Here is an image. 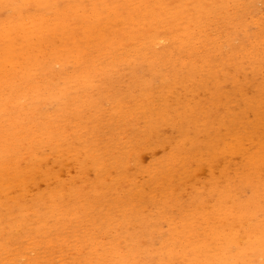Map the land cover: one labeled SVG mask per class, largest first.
<instances>
[{
  "label": "rangeland",
  "instance_id": "rangeland-1",
  "mask_svg": "<svg viewBox=\"0 0 264 264\" xmlns=\"http://www.w3.org/2000/svg\"><path fill=\"white\" fill-rule=\"evenodd\" d=\"M158 1L168 8L184 1L183 16L192 20L197 2L220 10L202 19L207 65L196 56L193 66L168 44L149 43L145 59L136 56L147 31L128 16L138 21L134 9L149 11ZM13 9L0 10V23L13 11L20 18L64 15L66 23L50 26L72 33L83 53L81 63L68 57L71 39L62 42L54 30L42 44L34 36L26 45L19 30L9 37L14 65L30 47L35 58L37 47L56 51L41 64L39 90L17 80L3 87L9 93L15 85L19 103L0 107V264H264V0H27ZM92 13L102 16L111 56L126 52L127 61L112 63L97 35L84 37L81 28L96 23ZM194 245L201 251L188 248Z\"/></svg>",
  "mask_w": 264,
  "mask_h": 264
},
{
  "label": "bare ground",
  "instance_id": "bare-ground-1",
  "mask_svg": "<svg viewBox=\"0 0 264 264\" xmlns=\"http://www.w3.org/2000/svg\"><path fill=\"white\" fill-rule=\"evenodd\" d=\"M27 0H0V10H6V9H10L11 11H12V9L14 8V6H16V4L17 3H19V4H22V3H25ZM42 1H47V0H42ZM210 1V0H209ZM154 2H155V0H153V4H154ZM249 4V3H248ZM145 8L146 9H150L149 11H146V10H137V9H134V12H139L140 13V15L138 16V21L137 20H135V18H133V17H131V15L129 14V18H130V20L132 21V22H135L139 27H141V28H143L142 30H144V31H147L144 35H142L141 36V42H139V44L138 45H136L135 47H134V50H133V52L134 53H136V56L138 57V58H140V59H142V60H144L145 59V57H146V55H147V51L149 50V46H150V44H153V43H156V44H158V45H160L161 47H162V49H164L165 48V46L168 44L169 46H171V48H173V50L175 51V52H177L178 54H183V53H185L186 54V56L190 59V58H193V61H192V59H191V61H192V64H193V66H195V64L194 63H196L197 64V60H195V57L196 56H198L199 58H198V60L202 63V64H205V65H207L208 64V56H209V48L208 49H206V47L207 46H205V37H204V32H202L201 31V28L203 27L202 25H203V18H208V17H213V19L214 18H217V15H219V14H221L220 13V10L218 9V11L217 12H208L207 10H205V7H204V4H201L200 2H197V4L196 5H194V8H192L193 10H194V12L196 13V17L194 18V20H192L191 19V15L192 14H189V15H187V16H183V12L184 11H187V9H185V8H189L187 5H185V2L183 1L182 3H180L179 5H175L174 7H172V8H168L167 7V5H165L164 3H163V1H158V3H157V5L155 4V6H153V7H150L149 8V6L147 5V6H145ZM92 11L93 10H95V7H94V5L92 4ZM138 9H141L140 7H138ZM14 10V9H13ZM70 10H72V12H75V9L74 8H70ZM109 11V12H108ZM108 11L106 10V14H107V16H106V19H108V22L111 20V16H112V11L110 10V9H108ZM94 12V11H93ZM188 12H190V10L188 11ZM223 12V11H222ZM226 12V11H225ZM5 13H6V11H5ZM191 13V12H190ZM122 14H123V12H122ZM92 15H93V18L95 19V21H96V23L95 24H92V25H86V26H83L82 28H81V30H82V34L84 35V37L85 38H87L90 42H92L93 41V36H94V34L95 35H97L98 36V38L100 39V43H102L103 42V46H105V48H106V52L104 53L105 55H107L109 58H111L112 59V63H116V61L119 59V57H121V59H124L125 61H127V53L126 52H123V53H121L120 55H118V56H116V57H113V56H111V47L109 48L108 46L109 45H111V44H108V41L106 40V37H105V33H104V27H103V25L102 24H100V22L99 21H101L100 20V16L101 15H99V14H93L92 13ZM2 16V15H1ZM22 17V16H21ZM102 17V16H101ZM120 17V16H119ZM223 18V17H222ZM124 19V18H123ZM167 19H169V20H167ZM51 20H55V21H59L60 23L58 24V26H60V25H63L64 23H66V20H65V16L64 15H55V17L54 16H46V15H42V14H39V15H34V16H27V17H25V18H20V16L19 15H17L16 13H14V11H13V13H12V16L11 17H8V20H6V21H4L3 23H0V29L1 30H3V31H5L6 33H4V43H2L1 45H3V47H4V50H5V53H6V58H5V60H2V59H0V107L1 106H6V104H8L9 103V105H11V104H15V106L19 103V100H17L16 99V96H18L17 95V93L19 92L18 91V88L15 86V85H13V86H11L10 88H9V93L7 92L6 93V91H4V89H3V87H6V86H9L10 85V83H6V82H8L7 80H11V81H15V80H17L18 82H19V84H21V85H24L25 87H31L32 89H34V90H39L40 89V86H38V84H39V82H38V79H41L40 78V73H41V64H44V63H46L47 62V58H50L51 59V57H53V55H55V51H56V48H52V47H49V46H44V47H37L36 48V50L35 51H39V53H36V58H35V56L34 55H31L32 57H33V61L30 59L31 58V56H30V53L31 52H33L34 50H33V48L34 47H30V48H28V49H26V51L25 50H23V49H21V51L23 50V52H22V60H23V62L24 63H22V64H18V65H14L15 63H13V60H12V56H13V54H14V47H13V43H11V41L9 40V37H10V35L13 33H15V35H17L16 34V32H17V30H19V31H22L23 32V34H24V37H23V42L26 44V45H28L29 43H30V40L32 39V37L34 38V36H36L37 38H38V43H40V44H42V42H44L43 41V39L45 38V36L47 35V33H50V31H52V30H54V32H53V34L54 35H58V36H61V41L62 42H69V41H67V40H70L71 39V45H72V48L69 50V51H67V49L69 48H67V47H65L64 46V49H63V51H66V53H67V56L68 57H70V58H73V59H75L76 61H78V63H81V57H82V54L81 53H83V52H81L80 50H78V42H77V40H75V38L73 37V34L72 33H69V34H67V35H65L64 33H63V31H64V28H63V26H61V27H59L60 28V30H58V26L56 25V23H55V25H53V26H50V22H51ZM126 20V19H125ZM224 20V19H223ZM168 22V23H166V22ZM169 22H170V24H169ZM212 22H214L213 20H211L210 21V23H209V25L212 23ZM152 25V26H151ZM172 27H174L173 29H172ZM192 27V28H191ZM50 28H53V29H50ZM168 31V36L167 37H165V39H162V38H159V36H160V34H158L157 35V32L158 31ZM202 32V33H201ZM3 33V32H2ZM124 35V34H123ZM64 39H66V40H64ZM215 39V38H214ZM16 41V40H15ZM144 41H147V42H144ZM213 42H215V40H211V42L209 43V45H213ZM150 43V44H149ZM222 43V42H221ZM149 44V45H148ZM198 45V46H197ZM31 46V45H30ZM41 46V45H40ZM113 47V46H112ZM153 47V46H152ZM225 47V46H224ZM63 48V47H62ZM86 48V47H85ZM99 49V47L98 48H96V50H98ZM108 49V50H107ZM72 50V51H71ZM60 51H61V49H60ZM73 51H76V54H74V52ZM120 51V50H119ZM34 53V52H33ZM150 53V52H149ZM148 53V54H149ZM84 55H85V52H84ZM156 56H157V54L156 53H153V58L155 59L156 58ZM20 58V57H19ZM42 58V60H41V62H39V60ZM203 59V60H202ZM59 61H60V59H59ZM64 61V60H63ZM67 61V60H66ZM83 61H85V63H88V62H91V63H93L94 62V59H91V61L90 60H83ZM196 61V62H195ZM21 62V61H20ZM28 62H32L33 64H30V63H28ZM172 62V61H171ZM7 64L9 67H10V69L7 71V70H5L4 69V67H5V64ZM178 63V62H177ZM199 63V62H198ZM57 64H58V62H57ZM46 65V64H45ZM7 66V67H8ZM116 66V65H115ZM6 67V68H7ZM55 67V66H54ZM87 67V66H86ZM113 67V66H112ZM196 67V66H195ZM95 68V67H94ZM106 68V67H105ZM116 68V67H115ZM200 68H202V67H200ZM99 69V68H98ZM97 69V70H98ZM114 69V68H113ZM85 71H87V70H85ZM83 72V71H82ZM105 72V71H104ZM92 73V72H91ZM61 74V73H60ZM64 74V73H63ZM102 74V73H101ZM44 75V74H43ZM56 75V74H55ZM96 75V74H95ZM48 77V76H47ZM42 78H43V76H42ZM49 78V77H48ZM47 79V78H46ZM43 82H44V80H43ZM42 81H41V83H43ZM53 82V81H52ZM12 83V82H11ZM46 83V82H45ZM44 84V83H43ZM50 84V83H49ZM52 85V84H51ZM71 85V84H70ZM50 86V85H49ZM55 88H57L56 86H55ZM30 90V89H29ZM8 91V90H7ZM31 91V90H30ZM46 93V92H45ZM44 93V94H45ZM21 94V93H20ZM27 95H28V93H27ZM46 95V94H45ZM26 98H29V97H26ZM22 99V98H21ZM25 101V100H24ZM23 101V102H24ZM21 103H22V100H21ZM29 104V103H28ZM22 107H23V105H21ZM44 107V106H43ZM17 108H18V106H17ZM24 108H25V105H24ZM5 109V108H4ZM4 109H2V110H4ZM36 110H38V109H36ZM4 111H6V110H4ZM3 111V112H4ZM2 112V111H1ZM11 112V111H10ZM6 113V112H5ZM5 115V114H4ZM33 116V115H32ZM12 120V119H11ZM12 122V121H11ZM16 123V122H15ZM7 128H9L8 126H7ZM21 129V128H20ZM20 129H18V130H20ZM15 130V129H14ZM11 132V131H10ZM16 133H18V132H16ZM15 133V134H16ZM19 134V133H18ZM17 134V135H18ZM21 134V133H20ZM13 135V134H12ZM1 137H2V135H0ZM16 137V136H15ZM20 136H18L17 138H19ZM10 138V137H9ZM21 138V137H20ZM19 138V139H20ZM22 138H23V136H22ZM28 139L27 138V136H24V138L23 139ZM6 139V138H5ZM30 139V138H29ZM28 139V140H29ZM10 140H12V139H10ZM21 140V139H20ZM23 142H24V140H23ZM11 143V142H10ZM12 143H14V142H12ZM13 145V144H12ZM67 149V148H66ZM11 150H12V148H11ZM8 152V151H7ZM10 152V151H9ZM24 153V152H23ZM23 155V154H22ZM12 160V159H11ZM36 161H37V159H36ZM10 162V161H9ZM21 164H22V162H21ZM11 165V164H10ZM25 165H27V164H25ZM38 165V164H37ZM13 166V165H12ZM16 166V165H15ZM22 166V165H21ZM18 169H19V167H18ZM28 169V168H27ZM14 170V169H13ZM5 171V170H4ZM10 171V170H9ZM42 171V170H41ZM19 172V171H18ZM17 172V173H18ZM23 172V171H22ZM21 172V173H22ZM15 173H16V170H15ZM49 173V172H48ZM10 174V173H9ZM15 175V174H14ZM54 175V174H53ZM16 176V175H15ZM18 176H19V174H18ZM39 176V175H38ZM246 176V175H245ZM1 177V176H0ZM54 177V176H53ZM40 178V177H39ZM5 179V178H4ZM28 179V178H27ZM26 179V180H27ZM247 179V178H246ZM1 180V179H0ZM10 180H14V179H10ZM19 180V179H18ZM18 180H16L17 182H20V181H18ZM25 180V181H26ZM32 180H34V179H32ZM4 181V180H3ZM24 181V182H25ZM246 181V180H245ZM6 182V181H5ZM9 182V181H8ZM15 183V182H14ZM13 182H12V184H14ZM30 183V182H29ZM16 184V183H15ZM5 185V184H4ZM7 185H8V183H7ZM25 185V184H24ZM12 186V185H11ZM22 186V185H21ZM20 186V187H21ZM7 187V186H6ZM3 188V187H2ZM12 188V187H11ZM1 189V188H0ZM2 190V189H1ZM7 190V189H6ZM3 193H5V192H3ZM224 194H226L225 192H224ZM220 195V194H219ZM227 195V194H226ZM256 195V194H255ZM44 196V195H43ZM42 196V197H43ZM258 196V195H257ZM260 196V195H259ZM52 197H54V196H52ZM220 197V196H219ZM5 198V197H4ZM258 198V197H257ZM11 199V198H10ZM46 199V198H45ZM221 199V198H220ZM225 199V198H224ZM254 199H255V197H254ZM222 200V199H221ZM35 203V202H34ZM221 203V202H220ZM255 203V202H254ZM31 204V203H30ZM218 204V203H217ZM220 205V204H219ZM259 206V205H258ZM257 206V207H258ZM254 207V206H253ZM252 207V209H256L255 207L253 208ZM222 208H224V207H222ZM239 208V207H238ZM242 208H244V207H242ZM260 208H261V205H260ZM262 208H264V207H262ZM219 211L218 212H220V210H222L221 209V207H220V209L219 208H217ZM217 209H215V211L217 210ZM234 210H235V207L233 208ZM246 209V208H245ZM225 210H227L226 208H225ZM233 210V211H234ZM251 210V207L250 208H248L247 209V212L248 211H250ZM252 211V210H251ZM250 211V213L252 214L253 212H251ZM259 211V210H258ZM263 211V210H262ZM27 212V211H26ZM218 212H217V214H218ZM223 212V211H222ZM227 212H230L229 210L227 211ZM264 212V211H263ZM231 213H232V211H231ZM241 213V212H240ZM261 213V212H260ZM35 214V213H34ZM213 214V213H212ZM222 214V213H221ZM226 214V213H225ZM236 214H237V212H236ZM247 214V213H246ZM255 214V213H254ZM259 214V213H258ZM232 215H235V213H233ZM261 216H263L262 214H260ZM221 216H223V214L222 215H220V217ZM226 216H229V215H226ZM226 216H224V217H226ZM240 216V215H239ZM255 216V215H254ZM235 217V216H234ZM238 217V216H237ZM236 217V218H237ZM243 217V216H242ZM246 217V216H245ZM253 217V216H252ZM256 218H257V216H255ZM259 217V216H258ZM47 218V217H46ZM216 218V217H215ZM223 218V217H222ZM228 218V217H227ZM227 218L225 219V220H227ZM230 218V217H229ZM239 218V217H238ZM261 217H259V219H260ZM263 218V220H264V216L262 217ZM261 218V219H262ZM240 219V218H239ZM239 219H238V222H239ZM248 219H250L249 217H248ZM260 219V220H261ZM204 220V219H203ZM253 220V219H252ZM252 220H251V222H252ZM258 220V219H257ZM257 220H256V223H257ZM260 220H258V221H260ZM210 221V220H209ZM221 221V220H220ZM227 221H229V220H227ZM231 221V220H230ZM244 221V220H243ZM246 221H247V219H246ZM249 221V220H248ZM254 221V220H253ZM216 222V221H215ZM237 222V223H238ZM261 222V221H260ZM210 223V222H209ZM212 223H213V221H212ZM211 223V224H212ZM234 223V222H233ZM236 223V224H237ZM241 223H242V221H241ZM254 223V222H253ZM206 224V223H205ZM217 224H218V222H217ZM226 224V223H225ZM235 224V225H236ZM239 224V223H238ZM260 224V223H259ZM258 224V225H259ZM262 224V223H261ZM260 224V225H261ZM7 225V224H6ZM21 225V224H20ZM210 225V224H209ZM214 225H216V224H214ZM243 226H244V224H242ZM245 225H246V223H245ZM249 226H252V225H250V223L248 224ZM223 226V225H222ZM230 226V225H229ZM254 226V225H253ZM252 226V227H253ZM262 226V225H261ZM10 227V226H9ZM45 227V226H44ZM216 228H217V226H215ZM225 227H227V225L225 226ZM231 227V226H230ZM230 227H227V230L230 228ZM242 227V226H241ZM259 227V226H258ZM19 228V227H18ZM215 228V229H216ZM218 228H220V227H218ZM232 228H233V225H232ZM251 228V227H250ZM204 229V228H203ZM207 229H208V227H207ZM215 229H214V231H215ZM222 229H224V227L222 228ZM231 229V228H230ZM239 229V228H238ZM262 229V228H261ZM13 230V229H12ZM217 230V229H216ZM248 230V229H247ZM10 231V230H9ZM201 231V230H200ZM213 231V230H212ZM225 231V230H224ZM223 231V232H224ZM245 231V230H244ZM250 231V230H249ZM252 231V230H251ZM262 231H264V230H262ZM13 232V231H12ZM199 232V231H198ZM238 232V231H237ZM254 232V231H253ZM257 232H258V230H257ZM215 233H217L216 231H215ZM222 233V232H221ZM233 233V232H232ZM231 233V234H232ZM193 234V233H192ZM199 234V233H198ZM200 234H202V233H200ZM203 234H204V232H203ZM206 234H207V232H206ZM211 234H213V233H211ZM240 234V233H239ZM242 234V233H241ZM240 234V235H241ZM245 234V233H244ZM244 234H242V235H244ZM247 234V233H246ZM250 235L249 236H251V235H254V233L253 234H251V233H249ZM205 235V234H204ZM203 235V236H204ZM237 235V234H236ZM207 236V235H206ZM209 236H210V234H209ZM214 236V235H213ZM222 236H225V235H222ZM256 236H260V235H256ZM261 236H262V234H261ZM199 237V236H198ZM208 237V236H207ZM232 237H233V234H232ZM248 237V236H247ZM195 238V237H194ZM202 238H204V237H202ZM206 238V237H205ZM222 238V237H221ZM220 238V236H219V238H218V240L219 239H221ZM225 238H227V239H229V238H231V236H229L228 237V235H227V237H225ZM240 238V237H239ZM241 238H243V237H241ZM252 238V237H251ZM253 238H255V237H253ZM252 238V239H253ZM184 239V241H182V242H185V243H183V245L185 244L186 245V243H188V241H187V239L186 238H183ZM185 239H186V241H185ZM209 239V238H208ZM213 239H215V238H213ZM232 239H234V238H232ZM236 239V238H235ZM234 239V240H235ZM252 239H251V241H252ZM260 239V238H259ZM263 239V238H262ZM261 239V241H263ZM207 240V239H206ZM206 240H205V242H206ZM217 240V241H218ZM238 240V239H237ZM247 240V239H246ZM258 240V239H257ZM256 240V241H257ZM178 241V240H177ZM189 241H190V238H189ZM210 241V242H209ZM214 241V240H213ZM212 241V242H213ZM233 241V240H232ZM241 241V240H240ZM239 241V242H240ZM245 241V240H244ZM255 241V240H254ZM182 242H177V243H179V245H180V243H181V245H182ZM197 242H198V240H197ZM205 242H202V244H199V246H201L202 245V248L201 249H203V244L205 243ZM212 242H211V240H208V243H211L212 244ZM219 242V241H218ZM222 242V241H221ZM224 242H228L227 240H224ZM235 242V241H234ZM247 242V241H246ZM258 242V241H257ZM256 242V243H257ZM194 243V242H193ZM200 243V242H199ZM216 243V242H215ZM231 242H229V243H227V246L229 247ZM238 243V242H237ZM249 243H250V240H249ZM254 243V242H253ZM253 243H251V245H249V246H253ZM110 244V243H109ZM190 244V243H189ZM209 245V244H207V246H213V245ZM219 244V243H218ZM232 244V243H231ZM233 244H235V243H233ZM232 244V245H233ZM243 244V243H242ZM244 244H246V243H244ZM243 244V245H244ZM262 244V243H261ZM178 245V244H177ZM178 245V246H179ZM183 245H182V247H183ZM191 245V244H190ZM217 245V244H216ZM243 245H242V247H243ZM195 246V245H194ZM199 246L198 247H193V246H188V248H197V249H199ZM225 246V245H224ZM237 245H235V247H236ZM180 247V246H179ZM218 247V252H219V245L217 246ZM238 247V246H237ZM248 247V246H247ZM113 248V247H112ZM192 248L190 249L191 251H192ZM204 248H206L207 249V247L205 246ZM222 248H224V247H222ZM232 248H233V246H232ZM241 248V247H240ZM243 248H245L246 249V247H243ZM254 248H256V247H254ZM118 249V248H117ZM172 249V248H171ZM182 249H184V248H182ZM181 249V250H182ZM197 249L195 250V252L194 253H197L196 251H197ZM201 249H199L200 251H201ZM209 250L208 251H212L211 249H210V247L208 248ZM226 249H229V248H226V246H225V250ZM237 249H239V247L237 248ZM242 249V248H241ZM241 249H240V251H241ZM244 249V250H245ZM257 249V248H256ZM262 249H263V247H262ZM178 250V249H177ZM187 250V249H186ZM190 250H187V251H190ZM214 250H215V248H214ZM214 250H213V252H214ZM225 250H223V252H225ZM231 250V249H230ZM233 250V249H232ZM244 250H243V252H244ZM255 250V249H254ZM112 251V250H111ZM190 251V252H191ZM199 251V252H200ZM204 251V250H203ZM202 251V252H203ZM227 251V250H226ZM229 251V250H228ZM237 251V250H236ZM235 251V252H236ZM246 251H247V249H246ZM246 251H245V253H246ZM257 251V250H256ZM116 252V251H115ZM179 252H180V250H179ZM190 252H188V253H190ZM217 252V251H216ZM222 252V251H221ZM222 252V253H223ZM235 252H233V254H235ZM243 252L241 251V253H242V255H243ZM250 252V251H249ZM254 252V251H253ZM112 253V252H111ZM149 253V252H148ZM169 253V252H168ZM182 254H185V252H181ZM193 253V254H194ZM209 253V252H208ZM207 253V251L206 252H204V254L205 255H203L205 258H206V255L208 254ZM227 253V252H226ZM231 253V252H230ZM237 253V252H236ZM244 253V255L243 256H245L246 254ZM176 254V253H175ZM181 254V255H182ZM198 254V253H197ZM200 254V253H199ZM198 254V255H199ZM211 254V256H212V253H210ZM225 254V253H224ZM227 254H229V253H227ZM227 254H226V256H227ZM233 254H231V256L233 255ZM248 254H250V253H248ZM258 254V253H257ZM256 254V256H259V254L257 255ZM262 254H263V251H262ZM17 255V257H18V255L19 254H16ZM179 253H178V256H181ZM188 255H190V254H187V256L186 257H188ZM195 255V254H194ZM264 255V254H263ZM116 256V255H115ZM114 256V257H115ZM196 256V255H195ZM194 256V258L196 259L197 257H195ZM201 256V255H200ZM210 256V257H211ZM214 257H216V258H218L217 256H215V254L213 255ZM219 256V255H218ZM225 256V255H224ZM233 256H236V255H233ZM239 256H241V255H239ZM243 256H241V257H243ZM260 256H262V255H260ZM112 257V256H111ZM123 257V256H122ZM185 257V258H186ZM193 257V256H192ZM191 255H190V260H192L191 258ZM199 257V256H198ZM220 257V256H219ZM221 257H223V256H221ZM238 257V256H237ZM20 258V257H19ZM181 258V257H180ZM179 258V259H180ZM184 258V257H183ZM194 258H193V260H194ZM207 258H208V256H207ZM206 258V259H207ZM212 258V257H211ZM224 258V257H223ZM232 258V257H231ZM230 258V259H231ZM256 258V257H255ZM264 258V257H263ZM9 259V258H8ZM111 259V258H110ZM113 259V258H112ZM121 259V257H119V260ZM133 259V258H132ZM131 259V260H132ZM226 258H224V260H225ZM237 259V258H236ZM238 259H239V257H238ZM256 259H258V258H256ZM122 260H124V258L122 259ZM186 260L187 261H189L188 260V258H186ZM200 260V259H199ZM207 260H210V258H208ZM221 260V259H220ZM220 260H218V261H220ZM234 260H235V258H234ZM247 260V259H246ZM250 260V259H249ZM259 260V259H258ZM257 260V261H258ZM262 260V259H261ZM161 261V260H160ZM163 261H166V260H163ZM163 261H161V262H163ZM181 261H183L182 259H180V263H181ZM211 261V260H210ZM209 261V262H210ZM216 260H214V262H215ZM222 261V260H221ZM220 261V262H221ZM238 261V260H237ZM161 262L159 263V264H161ZM192 262V261H191ZM190 262V263H191ZM195 262V261H194ZM206 262H208V261H206ZM208 262V263H209ZM223 262H226V261H223ZM248 262V261H247ZM246 262V263H247ZM262 262V261H261ZM260 262V263H261ZM114 263H116V262H114ZM121 263V262H120ZM133 263V262H132ZM131 263V264H132ZM158 263V262H157ZM167 263V262H166ZM169 263V262H168ZM180 263H177V264H180ZM182 263H184V261L182 262ZM181 263V264H182ZM186 263H189V262H186ZM189 263V264H190ZM238 263V262H237ZM254 263V262H253ZM257 262L255 261V264H256ZM104 264V263H103ZM127 264V263H126ZM134 264V263H133ZM193 264V263H192ZM196 264V263H195ZM211 264V263H210ZM218 264V263H217ZM222 264H224V263H222ZM251 264V263H250ZM257 264H259V263H257Z\"/></svg>",
  "mask_w": 264,
  "mask_h": 264
}]
</instances>
